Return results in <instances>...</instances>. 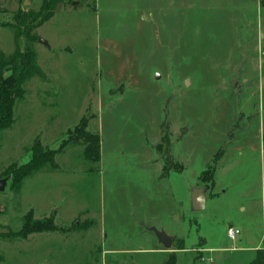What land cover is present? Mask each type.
Instances as JSON below:
<instances>
[{
    "label": "rangeland",
    "instance_id": "1",
    "mask_svg": "<svg viewBox=\"0 0 264 264\" xmlns=\"http://www.w3.org/2000/svg\"><path fill=\"white\" fill-rule=\"evenodd\" d=\"M43 2L0 0V51H14V26L24 47L14 14ZM36 33L49 43L34 44L44 76L0 130V177L81 126L101 136L102 156L92 164L70 144L19 190L10 174L0 264L254 261L264 251V0H61ZM196 186L207 188L203 211L191 209ZM26 217L62 230L3 237ZM153 228L174 237L170 249Z\"/></svg>",
    "mask_w": 264,
    "mask_h": 264
},
{
    "label": "trees",
    "instance_id": "2",
    "mask_svg": "<svg viewBox=\"0 0 264 264\" xmlns=\"http://www.w3.org/2000/svg\"><path fill=\"white\" fill-rule=\"evenodd\" d=\"M61 0H44L43 6L37 12L17 11L14 14L15 21L23 23L24 47L18 44L19 28L14 26L16 47L13 52L6 54L0 51V130L9 129L15 122L14 107L18 100L25 97L27 82L33 77H43V71L36 62L35 42L38 41L36 29L49 21L56 13ZM11 74L6 76L5 72ZM83 145L86 159L92 164L100 162L102 156V138L99 134L91 132L85 126H81L69 132L67 139L61 142L58 149L45 148L39 143L33 148L31 160L16 168L13 164L8 167V174L12 175V187L19 190L23 180L46 166H54L57 154L65 151L70 145ZM177 166L174 167V169ZM180 169V168H178ZM10 175V176H11ZM8 176V175H7ZM54 222L32 221L26 217L23 227L18 232L5 234L8 239H27L33 233L61 231ZM257 257L250 264H264V251L257 249ZM166 264H176V257L172 255Z\"/></svg>",
    "mask_w": 264,
    "mask_h": 264
},
{
    "label": "water",
    "instance_id": "3",
    "mask_svg": "<svg viewBox=\"0 0 264 264\" xmlns=\"http://www.w3.org/2000/svg\"><path fill=\"white\" fill-rule=\"evenodd\" d=\"M25 4H28V0H25ZM74 4H76V2H74ZM38 40L42 44L49 47V43L47 40L40 38V37L38 38ZM10 179H11L10 175L3 177V178L0 177V192L4 191L7 188L8 182ZM206 190H207V188L199 187V186H196L192 189V191L190 193L191 194V209H193L195 211L205 210V206L207 203ZM153 230H154V232L158 238V242L160 244H163L165 246V248L170 249L172 244H173L174 237L167 234L164 230H158L156 228H153ZM121 264H124V263H121Z\"/></svg>",
    "mask_w": 264,
    "mask_h": 264
},
{
    "label": "built area",
    "instance_id": "4",
    "mask_svg": "<svg viewBox=\"0 0 264 264\" xmlns=\"http://www.w3.org/2000/svg\"><path fill=\"white\" fill-rule=\"evenodd\" d=\"M240 233H241V229H239V228H235V227L231 226L228 229V237L232 240L237 239L238 236L240 235Z\"/></svg>",
    "mask_w": 264,
    "mask_h": 264
},
{
    "label": "crops",
    "instance_id": "5",
    "mask_svg": "<svg viewBox=\"0 0 264 264\" xmlns=\"http://www.w3.org/2000/svg\"><path fill=\"white\" fill-rule=\"evenodd\" d=\"M125 264H127V263H125Z\"/></svg>",
    "mask_w": 264,
    "mask_h": 264
}]
</instances>
